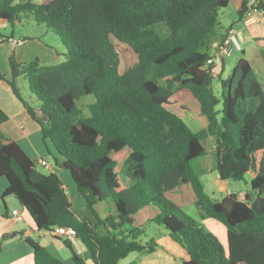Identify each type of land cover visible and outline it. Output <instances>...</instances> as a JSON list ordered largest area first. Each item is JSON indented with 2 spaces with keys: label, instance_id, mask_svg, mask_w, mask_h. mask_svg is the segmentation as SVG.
<instances>
[{
  "label": "trees",
  "instance_id": "16d2710c",
  "mask_svg": "<svg viewBox=\"0 0 264 264\" xmlns=\"http://www.w3.org/2000/svg\"><path fill=\"white\" fill-rule=\"evenodd\" d=\"M231 1L0 0V18L13 28L34 23L62 41L61 63L22 62L13 51L11 79L0 77L39 125L43 140L51 142L60 166L70 170L87 216L73 211L56 172L40 171L19 143L0 130V176L8 181L4 197L15 196L39 230L73 227L96 264H119L132 253L157 250L155 239L140 240L145 231L134 219L149 207L156 211L149 221L186 251L184 264H264V84L245 56L227 77L220 71L221 96L204 69L223 27L220 10ZM248 2L242 0L240 17ZM258 9L264 11V0H258ZM161 24L166 34L157 29ZM112 36L138 58L121 72ZM10 38L0 31V40ZM24 84L33 101L23 97ZM88 95L94 101L85 115L79 102ZM194 100L208 122L198 132L183 119ZM207 136L216 140L220 181L251 175L244 199L234 191L221 200L206 192L194 161L207 154ZM126 148L129 180L116 170L114 158ZM183 186H190L200 219L225 224L228 252L195 216L167 197ZM106 200L116 213L102 217L97 206ZM26 240L35 264H63L39 241ZM65 244L75 264H86L70 240Z\"/></svg>",
  "mask_w": 264,
  "mask_h": 264
},
{
  "label": "crops",
  "instance_id": "0c3cea01",
  "mask_svg": "<svg viewBox=\"0 0 264 264\" xmlns=\"http://www.w3.org/2000/svg\"><path fill=\"white\" fill-rule=\"evenodd\" d=\"M241 3L242 0L236 3L237 12L240 9ZM0 21L4 26L9 24L4 19L0 18ZM239 21L243 25L242 28L235 29L233 25L228 27H233V36H241L240 39L242 40L244 47L242 48L240 57L245 56L250 61L257 74L260 70L264 72V19H259L256 22L247 24L243 19V16H239ZM33 35H23V37H20L25 38L22 43L25 44L29 41V38H34ZM7 36H11L13 39L15 38L14 34ZM222 38L223 35L219 38H215L212 43L211 53L215 50L217 43L220 42ZM22 43L20 44L22 45ZM0 45H4L2 48L3 57L0 59V61L3 62V69H0V73L4 75L5 79H11L9 56L13 51L17 56L18 47H13L11 43L2 40H0ZM18 60L26 62L24 60ZM225 69L226 58L224 59L223 66H221L222 75ZM0 130L7 136L15 139L37 164L44 163L51 169L50 172H56L63 181L64 187L72 203L73 211L78 213L79 210H82V214H78L81 217L87 216V211L85 210L86 207H84L82 200L78 196L79 192L76 184H74L75 181L71 180L70 175L66 172V168L60 166L62 160L60 158L56 160L57 155L54 154L50 145L44 140L43 143L45 147L43 146L39 125L28 114H26L23 103L16 97L7 82L1 77ZM46 151L55 157L58 169H54L53 164L49 162L45 154ZM7 186V179L0 176V264H35L33 248L26 240L28 237L39 241L55 257L59 258L63 264H75L72 251L65 244V240H70L73 249L86 260V264H96L89 257V252L86 247L76 236H60L54 235L48 230H39L28 210L20 204L15 196L11 195L4 197V192L6 191ZM108 205L111 210L110 213L115 214V206L111 200ZM97 209L102 217L108 215H103L101 213V210L103 213L106 211L104 202L100 203L97 206ZM14 210H18L19 214H13ZM154 213H156L155 209L149 207L141 210L136 215L140 217L138 220H141L142 222L144 219L149 221V218ZM143 215H145V217ZM19 216H21V218ZM12 232H18L19 234L10 239H3L6 234ZM158 244L159 247L154 252L138 253L137 256V253H132L128 257L122 259L119 264H184V260L187 258L186 251L177 242L173 241L166 232L162 231L161 239Z\"/></svg>",
  "mask_w": 264,
  "mask_h": 264
},
{
  "label": "rangeland",
  "instance_id": "374dc122",
  "mask_svg": "<svg viewBox=\"0 0 264 264\" xmlns=\"http://www.w3.org/2000/svg\"><path fill=\"white\" fill-rule=\"evenodd\" d=\"M34 1L38 2L39 0H34ZM240 1L241 0H232L227 7L220 10V19L223 27L221 29V32L216 36V38L225 35V33L229 28L228 26L233 25L235 29H239L243 27L242 23L239 21V15L236 8V3ZM157 29L160 30L163 34H166L168 32V28L164 24L158 25ZM0 31L5 33L6 35L14 34L15 35L14 39H18L22 41H24V38H20V37H23V35L34 34L33 35L34 38L29 39V41L26 42L25 44L23 43L22 45L19 43L12 44L13 47L14 46L18 47L17 48L18 57L17 56L16 57L20 60H24L27 62L35 58H39L41 62L44 64H58L61 63L65 58L64 55L62 54L64 47L61 39L55 33L46 30L45 27L42 26L39 27L34 23H28V24H23L21 26H15L13 28L9 24L4 26L3 23L0 21ZM240 37H237L236 35L233 36L232 39L233 51L230 55H227L225 57L226 69L222 77H227L231 73L236 61L241 56V52H242V48L244 47L243 46L244 44L240 39ZM111 39L120 56V66H119L120 72L134 65L138 59L136 53H134V51L127 44L120 42L114 36H112ZM3 46L4 45H0V59H2L3 57V53H2ZM2 63L3 62L0 61V69H3ZM258 77L260 81L264 84V72H262L261 70L258 71ZM213 79H214L213 80L214 92L216 93V95L221 96L220 77ZM21 89H22L23 97L27 101H33V97L31 98L32 95L28 86L24 84V86H22ZM93 101H94V96L88 95L79 102V106L82 108L83 113L85 115L89 113L87 106ZM221 107L222 104H219L217 106L218 109H220ZM183 119L189 125V127L195 132H198L201 129L205 128L208 123L206 117L202 115L200 111L199 102L196 100H194L192 104L188 106V108L184 111ZM40 134L43 143L42 133L40 132ZM47 143L48 145H50L51 150L54 151V154L59 156V154L57 153L51 142L48 141ZM203 143L207 149V154L203 157L196 159L194 161V165L201 170L199 175L202 182L204 183L206 192L216 200L223 199L231 191L236 192L241 199H244L245 194L251 190V175L247 173L242 180L220 181L219 174L216 168V158L214 153L216 147V140L213 136H207L203 140ZM45 154L49 162L53 164L54 169H58L55 162V157L52 154H49L48 151H46ZM129 154H130V149L128 148L124 149L119 153L114 154V158L118 162L116 170L120 173V175H124L126 178H128V180L130 179L129 166H131V164L128 163V165H126L125 161L128 158ZM37 167L43 173H49L51 171V169L47 167L44 163L37 164ZM66 172H68V174L71 177V180H73L70 170L66 169ZM166 195L167 197L173 199L179 205H181L182 209L185 212L195 216L198 222L202 226H204L208 231H210L216 236L219 242L224 246L226 252H228L227 228L225 224L212 217H207L204 219H200L198 217L197 213H195L194 206L191 202L192 191L190 186H183L182 188L178 189L176 192H169ZM78 196L82 200L84 207H86L85 199L80 194ZM109 202L110 200H106L104 202L106 211L103 213V211L101 210V213L103 215L109 214L111 212L108 205ZM82 212H83L82 210L78 211V213H82ZM143 216L145 217V215ZM138 218H140L138 217V215H134L136 225L140 226L145 231L144 234L140 237V240L144 243L148 242L151 239H155L156 241L159 242V240L161 239L162 230L159 229V227L154 222L145 219L141 222V220H138ZM137 255L138 253L136 254V256Z\"/></svg>",
  "mask_w": 264,
  "mask_h": 264
},
{
  "label": "built area",
  "instance_id": "2783aa9c",
  "mask_svg": "<svg viewBox=\"0 0 264 264\" xmlns=\"http://www.w3.org/2000/svg\"><path fill=\"white\" fill-rule=\"evenodd\" d=\"M243 19L247 24L258 21L259 19H264V11L258 9V0H249L248 8L243 14ZM234 33L233 27H231L225 37L217 43L215 50L211 53L210 57L207 59L204 66L205 70H208L213 78H218L220 76L221 66L223 65L224 59L227 55H230L233 51L232 36ZM9 43L17 44L22 43V40L10 38ZM13 214L18 215V210H14ZM21 218V216H19ZM54 235L60 236H70L74 237L77 235L76 230L70 226H54L48 230Z\"/></svg>",
  "mask_w": 264,
  "mask_h": 264
}]
</instances>
